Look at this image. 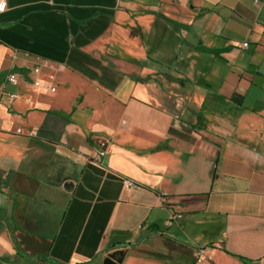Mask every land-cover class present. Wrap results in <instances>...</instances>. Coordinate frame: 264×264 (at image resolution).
I'll return each mask as SVG.
<instances>
[{"label":"crops","instance_id":"obj_1","mask_svg":"<svg viewBox=\"0 0 264 264\" xmlns=\"http://www.w3.org/2000/svg\"><path fill=\"white\" fill-rule=\"evenodd\" d=\"M262 1L5 0L0 264H264Z\"/></svg>","mask_w":264,"mask_h":264},{"label":"built area","instance_id":"obj_2","mask_svg":"<svg viewBox=\"0 0 264 264\" xmlns=\"http://www.w3.org/2000/svg\"><path fill=\"white\" fill-rule=\"evenodd\" d=\"M254 4L255 5H261L263 4L262 0H254ZM6 7V3L5 0H0V13H2L5 10ZM248 46L247 42H243L241 44L238 45V47L240 48H246ZM18 81V78L15 74H10L8 76V83L9 84H16ZM35 84L37 85V82H35ZM102 148H104V146L102 145ZM105 151H99L96 154V159H99L100 157L104 156ZM123 184L126 188H130V187H134L135 184L132 182L131 179H124ZM174 217L170 216V219L168 220V222H166V224L169 226L171 225L172 221H173ZM195 257L197 259V262H201L203 260V250L202 249H197L195 251Z\"/></svg>","mask_w":264,"mask_h":264},{"label":"trees","instance_id":"obj_3","mask_svg":"<svg viewBox=\"0 0 264 264\" xmlns=\"http://www.w3.org/2000/svg\"><path fill=\"white\" fill-rule=\"evenodd\" d=\"M237 100V99H236ZM239 103H241V99L238 100ZM124 254L123 253H119L116 255H112L111 258L114 259V262L111 258H106L105 261H103V264H120V262L123 259Z\"/></svg>","mask_w":264,"mask_h":264}]
</instances>
